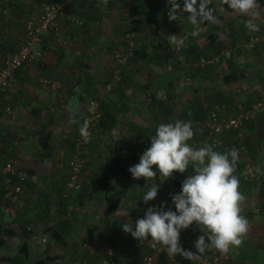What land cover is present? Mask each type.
<instances>
[{"label":"crops","instance_id":"crops-1","mask_svg":"<svg viewBox=\"0 0 264 264\" xmlns=\"http://www.w3.org/2000/svg\"><path fill=\"white\" fill-rule=\"evenodd\" d=\"M79 1L84 15L80 13L79 16L78 10L73 9L68 11L64 20L59 22L58 31L64 37V43L58 45L53 38H44L39 45L43 52L42 58L37 63L20 67L16 71L15 90L0 100V132L6 135L3 142L0 139V167L2 162L9 161L18 168L32 170L29 174L27 173V182L35 183L34 193L25 186L23 193L16 196L12 204L5 206L2 204L5 202L4 199L0 200V222L12 227L14 231L13 235L7 238L6 245L0 248V260H4L0 261V264H12L8 263L9 258L14 256L23 240L17 221L20 218L24 221L32 219L30 227L34 234L27 239L30 258L28 262L19 264H32L42 258L48 259L47 264H98L92 263L91 256L95 255L99 248L107 245L112 246L116 251L118 264L134 263L140 255L154 249L148 241L141 242L134 239L131 234L125 233L121 225L134 224L136 220L144 217L149 207L158 208L164 204L165 211L168 209L176 211L170 194L180 193L182 182L192 173V169L189 168L183 174L174 173L172 177L164 180L163 177H159L158 170L154 166L153 171H157L155 182L159 185V189L157 197L147 204L143 202L142 197L151 185L140 190L136 186L138 180H130L118 174L121 172V163L139 151L134 145L143 143L145 145L143 154L151 146V136L155 135L154 129L157 125L175 122L181 118L176 114L168 116L165 113L153 112L152 93L155 90L153 84L161 81L163 74L167 76L170 71L174 72L171 67V57H168L167 64H163L164 56H162V63L158 58V53L164 55L168 52L166 50L163 53L162 44L165 48L169 44L177 46L178 41L183 40L185 45L181 43L178 48L182 52L181 54L179 51V55L184 56L183 54L187 53L184 51L188 49L185 42L189 41L191 32L173 42L169 37L173 35L169 33L172 31H169L166 36H163L166 40L163 39L157 43L153 32L146 34L144 30L148 28L143 27L137 35L139 39L137 47L140 52L136 60L126 66L124 80L114 82L112 90L107 91L104 85L111 72L113 74L115 70L110 60V53L122 48L124 24L129 22L130 18L122 8H119L121 0ZM24 3L29 2L24 0ZM210 6L214 9L218 8L219 23L206 22L207 26L198 32L201 34L199 35V38L201 37L198 44L199 52L204 55H209L208 53L212 55L217 49H224L226 43L232 45L237 40H242L241 30L246 28L245 21L250 19L247 15L233 12L223 4L222 0H212ZM0 13H2L0 15V50L14 51L23 38L24 26L17 30L2 28L3 24L7 25L4 23L6 13ZM19 13L15 10L10 11L8 18L15 17L14 20L20 22L21 19L25 21L32 15L28 10ZM259 13V17L254 20V23L259 26V31L249 33H251L250 37L255 35L260 38L263 48L247 50L244 56L237 55V61L240 59L242 62H239V65L236 61V82L224 83L223 76L229 74L227 65L223 67V61L215 64V66L218 65L219 71L226 69L219 74L220 85L214 88L216 93L233 94V91L228 92L225 89L228 85L231 87L237 85V92L234 94L240 95L242 100L247 96L255 95L256 91L263 93L264 81H259L256 74L253 76L247 74L255 65L261 68L252 71L260 70L256 72L258 75L264 71L262 70L264 69V7ZM229 16L235 17L227 19ZM78 18H81V22L87 23H85L86 27L76 26L73 20ZM153 26L157 29L156 25ZM244 30L245 34L249 31L247 28ZM250 57L252 63H250ZM249 63L251 65L246 68L247 71H243L245 75L242 77V66ZM184 66L185 60H182L181 72ZM210 72H207V76L201 80L202 83L214 81V78L211 79V76H208ZM42 78L56 82V85L52 83L41 85ZM221 80L224 88L221 87ZM178 85L182 86L183 83ZM158 95L159 93L157 98ZM205 95L202 94L204 96L202 103L207 100ZM91 98L98 101L99 109L109 108L114 111L116 125L110 131H103L96 126L92 129L89 142L85 143L83 140L84 168L80 181L84 191L83 193L81 191L65 193L64 191L62 197L65 196L63 198H66L67 202L62 206L59 204L58 194L63 191L66 184L67 161L73 152L71 143L80 135L79 128L87 119L86 107ZM228 105L229 113L236 112L234 105L233 107L231 104ZM6 107L10 108L9 114L4 111ZM194 121H186L191 122L194 131V137L189 141L190 146L199 148L210 145L209 132L202 125L204 120L201 123H198L200 120ZM221 137L226 144V150L220 152L236 149L234 132L228 131ZM193 140H196L200 146H194ZM238 153L239 159L235 165L234 174L239 179V191L243 194V189L249 183L264 179V136L253 147L246 144V149ZM242 176H245L247 181L245 179L242 181ZM118 189L124 190V195L118 207L109 212L104 196ZM40 194H49L53 202L49 223L38 221L40 216L33 211ZM252 194V207H249L247 203L249 196L243 194L246 199L242 202L241 214L244 216L252 212L257 203L262 201L255 190ZM59 210L63 211L62 215L58 212ZM5 216L9 219L4 220ZM64 216L68 218V222L61 226L67 230V233L63 240H54L50 235L52 227L53 225L56 227L57 220ZM249 225H253V220L249 221ZM196 227L192 230L188 228L180 233L179 242L191 239L200 233L197 232L199 229L197 225ZM86 242L90 244L89 249L84 246ZM255 244L258 245L256 242ZM182 262L187 263L185 260ZM237 262L238 260L235 264Z\"/></svg>","mask_w":264,"mask_h":264},{"label":"clouds","instance_id":"clouds-1","mask_svg":"<svg viewBox=\"0 0 264 264\" xmlns=\"http://www.w3.org/2000/svg\"><path fill=\"white\" fill-rule=\"evenodd\" d=\"M233 12L250 17L245 21L249 32L259 31L254 20L259 17L260 5L257 0H222ZM212 0H168V17L177 19L178 11L188 13V20L194 26L190 33L198 35L199 25L205 22L219 23ZM173 42L176 35L169 36ZM182 43V41H181ZM90 121L85 119L79 134L85 143L89 142ZM194 137L191 122L175 121L161 123L151 136V146L143 152L139 163L129 168L133 179L152 181L151 187L143 194V202L157 197L159 185L155 182L157 171L164 180L174 173H192L182 182L178 194H170L176 211L165 205L149 207L143 218L134 224L121 225L125 233L141 242L148 241L155 249L162 247L168 256L180 255L188 260H199L208 248H215L227 254L232 247H240L248 231V219L242 215V202L246 197L239 191V179L234 174L239 159L237 149L218 152L212 145L194 148L189 141ZM195 223L203 235L195 242L196 253L184 250L179 242L182 229ZM149 237L151 239L149 240ZM206 240L208 241L206 243Z\"/></svg>","mask_w":264,"mask_h":264},{"label":"trees","instance_id":"trees-1","mask_svg":"<svg viewBox=\"0 0 264 264\" xmlns=\"http://www.w3.org/2000/svg\"><path fill=\"white\" fill-rule=\"evenodd\" d=\"M43 1H49V0H28L29 3L25 4L24 0H18L15 5H10V6H5V7H0V12L4 11V10H8V11H18V14H20L19 12L21 11H25L28 10L29 13H34L36 6H39V4ZM53 1H59V0H53ZM89 1V0H88ZM160 1V2H159ZM27 2V1H25ZM179 2L181 3V5L183 4V0H179ZM79 3V5H78ZM257 3L260 5L259 11L260 9H262L264 7V0H257ZM94 5V4H93ZM122 8L125 12L127 17H129V23L127 22L126 24H124V30H123V40H124V33L127 32L129 29H133V31L135 32L136 35H138V32L142 31L143 27H147L148 29H150L151 32L156 33L157 31H160V33H167L168 30L172 31L173 29L177 30L178 28H180L181 25H178L181 23V14H183L182 11H178L177 13V19L175 21H170L169 17H168V0H121V4L120 7ZM67 12L73 9H77L78 10V15L80 16V13L82 15H84V11L81 8V2L79 0H75L74 2H72L70 5H68L67 8ZM80 11V12H79ZM36 12V11H35ZM28 13V15H30ZM12 15V14H11ZM14 16V15H13ZM30 17V16H29ZM28 17V18H29ZM66 18L63 17L62 19L64 20ZM12 21L9 24V26H4L2 25V28H7L8 30H17L20 26V22L15 21V17L11 18ZM61 19V20H62ZM79 19V18H78ZM73 20V19H72ZM77 20V19H75ZM73 20L75 22V24H77V27L80 28H84L86 27V24L84 22L81 23H76V21ZM81 20V18L79 19ZM99 20V19H97ZM132 23V26L130 27L129 24ZM1 25V22H0ZM153 25H156L157 29H155ZM178 25V26H177ZM1 28V26H0ZM244 29L246 28H242L241 30V34L242 37L241 39L243 40V43L248 42L250 39L252 38H257V40L254 41V44L251 48H244L242 42L238 43L239 45L234 49L231 50L230 52V56L226 57L224 55V58L226 60V65H227V69L229 74L224 75L222 80L224 83H231V82H236L237 80V55H239V50H249L251 51L252 49L255 48H263V44L260 40V38L258 36H251L249 31L245 34L244 33ZM8 32V31H7ZM199 35L198 34L196 36H192L191 34L189 35V41L188 43L190 44V41H192V43L189 45L188 47V51L191 53H194L195 55V60H193L192 62H190L181 72V63L182 60L184 59L183 56L179 55L180 53L178 51L175 50V47H177L176 45H172V47L174 49H171L169 52L164 53L167 49L164 47V44H162L161 50L163 51L164 55L159 54L158 52V58L161 60L162 63V56H164L163 58V64H167V59L168 57L172 58L171 61V67L173 69V71L175 72V77L179 78L181 75L184 77H187L186 79H191V87H194L193 89L195 91H197L199 85H201L200 83L202 82L201 80L204 79L207 76V72L209 73L212 69V67L214 68V66H212L213 64H207L205 66H199L196 64H193L198 62L200 60V58H209L210 56L204 55L202 54V52H199L198 50V44L199 42ZM204 35V34H203ZM205 36V35H204ZM53 38V40L55 41L54 37H53V32H51L49 35L46 36ZM45 37V38H46ZM166 40V39H165ZM121 42H123L121 40ZM237 42H234L232 46H235ZM61 45V44H58ZM170 45V44H169ZM168 45V46H169ZM169 48H171V45L169 46ZM5 49V48H4ZM12 51V50H10ZM9 50H0V53L2 52L7 53L10 52ZM223 51V49H217L214 54H212L213 56H217V55H221V52ZM140 52V51H139ZM138 49L134 52L133 57L130 58L131 62L136 60V57L138 55ZM157 56V54H156ZM185 56V55H184ZM219 56V57H222ZM189 59V58H188ZM252 63V62H250ZM217 64V63H216ZM249 66V64L242 66L241 69V76L243 77L245 75V71L246 68ZM245 70V71H244ZM244 71V72H243ZM211 75V72L208 76ZM175 77L171 78V80H169L167 82V85L169 87H173V81L175 79ZM257 77L259 78V81L263 82L264 79L262 76L257 74ZM124 74L120 76L119 81L124 80ZM113 78H112V72L111 75L108 77V79L106 80V84L113 82ZM116 82V81H115ZM104 83V82H103ZM183 83V82H182ZM105 84V83H104ZM105 84V85H106ZM105 85H104V89H105ZM184 85H182L183 87ZM193 90V91H194ZM242 90V89H240ZM111 91V90H110ZM241 91H239L240 93ZM237 94H226V95H220L219 93H215V95H211V94H206V102L203 104H199V102H197L196 98L198 97L197 95L194 96V101H192V103H190L187 107H185L182 110V114H180V116L183 118L182 121H194V120H200L203 121L209 110L211 108H213V106L217 103H221L224 102L225 104H231L232 106L234 105V101L238 100L239 102H242V97L236 96ZM152 97H153V105L159 106L160 109H165L166 105L164 104V100L163 99H159L157 98V93L153 92L152 93ZM244 99V98H243ZM246 102L243 101V105L245 107L250 108L252 103H256L258 101L262 102V104H264V91L263 93H260V95H257V93H255V95H250L247 96L246 98ZM187 108H190V110H187ZM101 109V111H100ZM99 111L101 113L100 118L98 119L97 123L95 124V128L97 126V128H101L103 131H110L115 125H116V120H115V115H114V111L110 110L109 108H100ZM158 110L159 112H161V110ZM167 110V112H161V113H165V114H171V111L168 109H165V111ZM157 111V112H158ZM229 110H227L228 112ZM207 130V129H206ZM155 131V129H154ZM153 131V132H154ZM264 110L260 111V112H256L254 113L248 120H245L241 129H240V135H238L237 131H232L236 134V138H235V148L238 151H242L243 149H246V144L249 146H254L255 143H258L262 136H264ZM227 133V132H225ZM224 133V134H225ZM1 134V133H0ZM155 134V133H154ZM79 137H81L79 135ZM4 138H6V135H2L0 136L1 141L3 142ZM78 136L74 139V141L71 143V147L74 150H77L76 148V140H77ZM134 139V138H133ZM222 140V139H221ZM138 142V140H137ZM209 142V140H208ZM140 143V142H139ZM136 144L134 145V147L138 148V152L136 154H133V156H131V158H128L126 161H124V163H121V172H118V174L121 177H127V179L132 180L133 177L131 175V173L128 171L130 167L135 166L136 164L139 163L140 157L142 155V151L145 149V145L143 143L140 144ZM226 143V142H225ZM228 143V142H227ZM210 144V142H209ZM224 144V141L222 140L221 145L218 147L213 148L214 150L220 152L223 150H226ZM83 146V145H81ZM232 146V145H231ZM81 150L83 152V148L81 147ZM73 154V152L71 153V155ZM69 155V156H71ZM5 162V161H4ZM4 162H2V166L4 164ZM114 165H117L116 163H114ZM2 167H0L1 169ZM24 170V169H23ZM26 173L29 174V172H32V170H25ZM28 174H27V178H28ZM66 182L69 180V173H68V164L66 167ZM244 179L247 181V178H245V176H242V181H244ZM134 181L136 179H133ZM138 184H136V186L139 187L140 190H144L146 188H148V186L151 185V181H146L145 179L141 178L138 181H136ZM2 185H3V176L0 174V200L4 199L5 202H3L2 204H4L6 206V204H10L9 201L7 199L4 198L3 195V190H2ZM27 186L29 189V191L31 193H34L35 191V183L33 181H31L30 183H28L27 181L24 183V187ZM248 187L250 188V190L252 192H255L258 194V196L260 197V199L262 200L260 203H263V207L262 209H264V179L261 178L260 180H254L251 182V184L249 183ZM64 191H66V184L64 185V189L63 191L59 192V196H60V200H59V204L64 206L65 203L67 202L66 198H63L65 196L62 197V194L64 193ZM72 192L74 190H71ZM81 191V193H83V189L82 187H80V189L77 191L79 192ZM80 193V194H81ZM22 194V193H21ZM124 195V190L122 189H118L116 191H114L113 193H106L104 196V201L106 203V207L108 209L109 212L114 211L120 201L122 196ZM80 196V195H78ZM52 201H51V197L49 194H43V195H39L38 199L36 200L34 206L35 208L33 209L34 213H38L39 214V218L37 219L38 221H42V222H46L49 223L51 221V209H52ZM60 213V215L63 214L62 210L58 211ZM58 213V214H59ZM252 215L251 212H249L248 216L250 217ZM60 218V216H58ZM58 219V218H57ZM30 220H23L20 218V220H17L19 222V227L21 229V233L23 235V240L20 243L16 253L14 254V256H12L11 258H9L8 263H12V264H19V263H25L28 262L30 256H29V248L27 245V239L32 236L34 234L32 227H30ZM68 222V218L65 216L61 217L60 220H57V226L55 227L53 225L52 227V231L50 233L51 238H53L54 240H63L67 230L62 227V224H66ZM13 229L12 227L6 226L5 224H3L2 222H0V248L4 247L6 245L7 242V238L10 235H13ZM92 239V237L90 238V240ZM195 240H197V238H195ZM95 255H92L91 259H92V263H98L100 264V250L98 249V252L94 253ZM113 258L116 259V251L115 254L113 255ZM238 263L239 264H243L242 262V258H238ZM0 261H4L3 259H1ZM48 259L46 258H42L39 259L35 262H33L32 264H47Z\"/></svg>","mask_w":264,"mask_h":264},{"label":"built area","instance_id":"built-area-1","mask_svg":"<svg viewBox=\"0 0 264 264\" xmlns=\"http://www.w3.org/2000/svg\"><path fill=\"white\" fill-rule=\"evenodd\" d=\"M18 0H0V7L15 5ZM75 0H59V1H43L36 6L34 13L24 21L23 38L18 47L14 51L7 53H0V100L6 95L15 90L16 86V71L23 65H31L37 63L42 58V48L39 46L44 38L53 32V37L57 44L64 43V37L58 31V25L60 20L67 16V8ZM76 23H81V20H75ZM130 22V21H129ZM128 22V23H129ZM132 26V23L129 24ZM136 34L133 29H129L124 33V40L121 49L113 50L110 53V57L118 64L117 68L113 71V82L105 85V90L110 91L115 81H118L121 76V70L125 63L133 57L134 52L138 49L135 41ZM257 38H252L246 44L244 48H251L254 41ZM38 45V46H37ZM230 49L222 51L221 55L226 57L230 56ZM213 56L209 59L200 58L196 65L205 66L209 63L217 62L219 57ZM119 68V69H118ZM56 85V82H52L47 78L40 79L41 85L47 84ZM234 106L236 112L228 114V104L224 102L217 103L211 108L202 122V125L208 130L210 135V145L213 148L221 145L222 135L228 131H237L240 135V129L245 120H248L254 113L264 110V104L258 101L252 103L250 108L245 107L241 102L235 101ZM233 107V106H232ZM1 110V107H0ZM5 113H10V108L4 109ZM87 120L90 121L89 132L91 127L95 126L98 119L101 116L99 111L98 101L94 98L89 99L86 107ZM0 136L4 135V132H0ZM83 143L82 137H78L76 140L77 150L73 151V154L69 157L68 173L69 180L66 182V186L69 190L78 191L81 187V173L84 168V157L81 150ZM0 174L3 176V195L10 204L15 202L16 196L23 193L25 190L24 183L27 181V173L25 170L14 166L11 162L5 161ZM252 217H257L260 214V208L255 207L252 210ZM252 221V219H251ZM196 227L195 224L189 227L190 230ZM197 229V227L195 228ZM186 229H182L180 233H183ZM196 235L188 240L180 241V245L184 250L196 253L195 238L198 239L203 233L198 229ZM264 240V237H263ZM43 242H45L43 240ZM208 241L206 240V243ZM88 249L90 244L86 242L84 244ZM100 250V264H118L116 259L113 258L115 250L112 246H104L99 248ZM185 260L189 264H229L231 259L228 254H223L215 248H208L201 255L199 260H188L180 255L168 256L167 252L162 247L158 246L150 252H146L137 259L136 262L131 264H176ZM182 260V261H183ZM236 264H239L238 262Z\"/></svg>","mask_w":264,"mask_h":264},{"label":"rangeland","instance_id":"rangeland-1","mask_svg":"<svg viewBox=\"0 0 264 264\" xmlns=\"http://www.w3.org/2000/svg\"><path fill=\"white\" fill-rule=\"evenodd\" d=\"M25 1L28 2V0H25ZM215 8H216L215 9V15L217 17V15H218V12H217L218 11V8L217 7H215ZM2 12H5L6 13V18H4V20H5L4 23L9 26V24L12 21L11 19L8 18L9 17L8 14H9L10 11L4 10ZM183 14L184 15L181 14V17H180L181 18V21H182L180 28H178L177 30H175L176 29V27H175V29H173L172 32H169V30H168V32L170 34L172 33L173 35H176V37L178 39H180L182 37V35H187V33L192 32L194 30V26L188 20V15L189 14L188 13H185V12H183ZM0 15H2V13H0ZM234 17L235 16H229L227 19L234 18ZM205 23L199 25L198 32H200L201 30H203L204 27L207 26V25H205ZM23 25H24V19H21L20 20L19 29L21 28V26L23 28ZM145 32H146V34L151 33L150 29H148V30L145 29L144 30V33ZM157 32H159V33H157V34L156 33H153L154 40L157 43L161 42V40H163V39L165 40V38L163 36H166L167 33H160V31H157ZM159 35H161V36H159ZM138 40L139 39H138V37L136 35L135 41H136L137 44H138ZM181 41L183 43V40H179L178 41L179 42V45L181 44ZM240 41L242 42V40H237L236 41L237 43H236L235 46H232L233 44L232 45H229V43H226L227 45L225 46V48L223 50L224 51H226L228 49H230V51L231 50H234L239 45L238 43H241ZM185 43L187 44V48H188L189 45L192 43V41H190V44L188 42H185ZM242 44L244 45L246 43H243L242 42ZM179 45H177V47H175V50L178 51V52L180 51V49H179L180 46ZM169 46L166 47L168 52L170 51V50H168L169 49ZM171 49H174L172 47V44H171ZM198 50H199V48H198ZM184 52H187V53L183 54V55H185V56H183L184 57L183 60H185V66L184 67H186L190 62H192L193 60H195V55H194V53L189 52L188 49L186 51H184ZM246 52H247V50H242V51L239 50V54L242 55V56L246 55ZM180 53L182 54L181 51H180ZM208 54L209 55H207V56H210L209 58L213 57V55H211L210 53H208ZM219 56H222V55H219ZM209 58H206V59H209ZM110 60H111V62L114 65V69H116L117 66H118V64L112 58ZM220 61L221 62L223 61V63H224V66L223 67H225L226 60H225L224 56L219 57V59H218L217 62H213L214 64L212 63L213 64L212 66H214V69H213V67L211 68L212 70H211V75L210 76H211V79L214 78V81L212 80L211 82H203V83L201 82L200 83L201 85H199L197 91H195L193 89L194 87H191V79H186L187 77H184L182 75L179 78H176L174 72H171V71H170V73H167V76H166V74H163V78L161 79V81L154 82L153 88L155 90L153 92L159 93L158 98L164 100V104L166 105V108L165 109H168V110L171 111V114L169 113L168 116L169 115L171 116L173 114H176V115H179L180 116V114H182L181 113L182 110L185 107H187L190 103H192V101L195 100L194 99V96L195 95L198 96L196 98V100H197V102H199V104H203L202 103L203 102L202 98L204 96H202V94H208L209 93L211 95H213V94L215 95L216 91H214V88L219 87V85H220V82H219L220 81V76H219V74H222L223 73L222 71H224V70L226 71V69H222V68H221L222 70L220 69L221 71H219L218 65L215 66V64L216 63L219 64ZM130 62H131V60H128L125 63V65L123 66V69L121 70V75L124 74V76H125L126 66ZM237 62L239 64V62H242V60L239 59V61H237ZM250 62H252V58L251 57H250ZM193 64H195V63L193 62ZM209 64H211V63H209ZM250 65L251 64L249 63V66ZM257 68H261V67L255 65V66L251 67V69L249 70L250 73L248 71L247 74H249V76H253V75L256 74L255 76L257 77V73L256 72L257 71H260V70H256V71L254 70V71H252L253 69H257ZM262 70H264V69H262ZM166 72H167V70H166ZM261 72H262V74H259V75L263 77L264 76V71H261ZM173 77H175L173 87H169V86H167V84L164 86V83L167 82V81H169ZM181 82H183V85H184L183 87L178 85ZM203 84H204V87H203ZM223 84L224 83L221 80V87L222 88H224ZM260 84H261V82H260ZM254 85H255V83H254ZM236 86L237 85H233L231 87L230 85H228V87L225 86V89L228 92L229 91H233V94H234V93L237 92L236 91ZM257 88H258V86H257ZM256 93H257V95H260L261 92L260 91H256ZM205 98H206V96H205ZM246 100H247L246 98L243 99L244 102H246ZM205 102H206V100H205ZM231 108L232 107H230V110H231ZM159 109H160L159 106L153 105V112H156ZM165 109H160V110H161V112H167V110L165 111ZM187 110H190V108H187ZM228 110H229V107H228ZM230 113L228 112V114H230ZM233 114H234V112H233ZM182 120H183V118L181 117V118H179L178 121H182ZM198 123H201V121L198 122ZM93 128H94V126L91 127V129H90V135H91V132H92V129ZM193 142H195L194 146H197V147L200 146L198 143H196L197 142L196 140H193ZM70 192H72V191L69 190L67 188V186H66L65 193H70ZM243 194L249 196V198L247 200V203L249 204V207H252V205H253V197H251V196L253 194H252V191L250 190V188L248 186H246L243 189ZM245 203H246V201H245ZM258 206L260 208V214L257 217H254L253 218L252 216H250V217L248 215L245 216L248 219V222L251 221V219L253 220V225L252 226H250V225L248 226V231H247L246 235L243 238L242 245L240 247H238V248H236V247L230 248L229 252L227 253L230 256V259H231V261H230L229 264H235V262H236V260H238V258H242L243 264H264V240H263V237H264V209H262L263 203L262 204L261 203H257L256 207H258ZM6 219H9L8 216H5L4 217V220H6ZM255 242L258 245H256ZM181 263L182 264H189L188 262L185 263V262H182V261L179 262V263H176V264H181Z\"/></svg>","mask_w":264,"mask_h":264}]
</instances>
